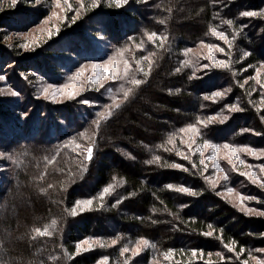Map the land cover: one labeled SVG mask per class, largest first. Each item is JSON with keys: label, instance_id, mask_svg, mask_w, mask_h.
Here are the masks:
<instances>
[{"label": "trees", "instance_id": "trees-1", "mask_svg": "<svg viewBox=\"0 0 264 264\" xmlns=\"http://www.w3.org/2000/svg\"><path fill=\"white\" fill-rule=\"evenodd\" d=\"M66 5L74 15L50 41L47 51H56L50 58L112 61L121 86L87 116L68 105L56 108L69 112L66 127L56 128L50 117L41 122L37 112L31 120L13 118L19 112L0 103V137L5 127L13 135L0 147L14 160L0 186V264H96L103 258L134 264L151 256L160 264H264V218L224 195L229 187L246 207L264 212V159L232 153L246 165L236 167L248 178L242 190L240 178L219 171L204 152L209 144L264 150V140L255 138H264V82L256 79L264 67V0ZM21 10L0 11V58L9 57L16 73L31 63L15 54L11 59L1 43L7 22L19 23ZM249 11L257 15H241ZM95 34L106 38V51L93 48ZM203 47H218V55L212 59ZM134 79L142 83L133 85ZM140 240L156 247L132 258L127 244ZM83 241L90 245L81 248Z\"/></svg>", "mask_w": 264, "mask_h": 264}, {"label": "rangeland", "instance_id": "rangeland-1", "mask_svg": "<svg viewBox=\"0 0 264 264\" xmlns=\"http://www.w3.org/2000/svg\"><path fill=\"white\" fill-rule=\"evenodd\" d=\"M66 1L53 0L51 6H49L47 0H0V11H14L18 8L23 11V14L20 15L16 13L17 18H22L19 23L7 22L8 29H6L5 41L1 43V47L5 53H9L11 59L12 54H15L22 61L31 63L30 66L27 65L31 68L27 72L16 73V70L11 68L10 60L8 61L9 57L5 60L3 56L0 58V77H3V79H0V103L11 108L8 109L9 113L12 110L19 112L17 115L11 113L14 116L13 118L23 121L31 120L37 112L42 114L41 122H48L46 117H50L56 128L66 127L64 119L70 120L67 116L68 111L74 110L77 113L79 112L78 114L82 117L87 116L100 102L112 96L115 87L117 89L121 86L119 82L114 81L115 79L111 74L112 70L117 68V63L112 61L82 63L77 61L78 59L72 54L58 53H55L57 58H50V55L56 52L47 51L51 44L50 41L58 37V33L63 30V25H67L68 21L72 20V14L74 15V10L67 7ZM27 10L30 12L29 14L24 13ZM90 38H92L93 48L106 51L105 37L95 34L94 36L90 35ZM201 50L209 53L212 59H214V54L218 55L219 52L218 47L216 49L203 47ZM44 54L49 55V57L44 56ZM120 55L121 52H119ZM21 60H19L20 63ZM34 60L39 61L42 65H35ZM256 79L259 82L261 80L264 82V67L263 70L257 72ZM12 92H15L16 95H12ZM67 105V113L63 112L62 109H56H65ZM57 110V117H55L54 112ZM3 118L0 119V124ZM35 120L37 119H33V121ZM5 131L6 137H0V145L4 147H6L5 144L11 141L10 138L13 136L6 127ZM247 136L251 138L254 135L249 133ZM255 138L259 141L264 140L259 135H256ZM204 152H208V159L214 161V165L219 171L224 169L233 176V180L240 178L239 185L242 190H247V188L243 189L245 185L241 183V180L248 178L239 177L240 173L236 171V167H245L246 165L237 162V159L233 160L231 158L232 153H236L235 156L242 153L250 160L251 158L258 161L264 159V150L251 149L250 147H218L209 144L206 145ZM0 153L4 154L3 157H0L1 186L10 178V166L14 164V160H12L13 157L7 149L0 147ZM254 159L251 161H254ZM249 176L252 179L255 178L252 173ZM224 195L239 210L252 216L264 218V214H262L264 212L260 208L250 207L249 204L246 207L241 195L233 192L229 187H227ZM144 241H147V244ZM81 245V248H86L90 243L83 241ZM127 247L130 249L133 258L134 255L142 253L143 250H154L156 246L149 240H140L127 244ZM151 257L146 263L137 261L134 264H160L156 257ZM96 264H107V260L103 258Z\"/></svg>", "mask_w": 264, "mask_h": 264}, {"label": "snow or ice", "instance_id": "snow-or-ice-1", "mask_svg": "<svg viewBox=\"0 0 264 264\" xmlns=\"http://www.w3.org/2000/svg\"><path fill=\"white\" fill-rule=\"evenodd\" d=\"M123 2L126 4V3L128 2V0H123ZM241 15H242V16H248V17H251V16H255V15H257V13H256V12H251V11H249V12H243V13H241ZM228 23H231V21H229ZM213 31H215V30H213ZM216 35H217L218 37H220V38H225L223 33L217 32ZM154 36H155V33H153L152 35L148 36V39H149V40H152ZM221 51H223V49H221ZM219 66L227 68V67H228V64H226V63H224V62H219ZM78 75H79V73H78ZM0 79H3V77H0ZM97 82H98V81H97ZM131 83H132L133 85L139 86V85L142 83V81H141V80H138V79H134V80L131 81ZM129 91H130V90H129ZM129 91H125V92H124V97H125V99H127L128 95H129ZM12 95H16V93H15V92H12ZM221 95H223V93H221V92H216V93H214V96H221ZM205 99H208V97H205ZM117 107H118V105H117ZM231 110H233V111H239V110H241V109L236 108V107H233ZM225 119H226V117H225ZM169 142H171V141H169ZM87 152H88V157H87V158H88V159H91V157H92V148H88ZM3 156H4V154H3V153H0V157H3ZM210 158H211V157H210ZM174 166H175V167H179V165H174ZM253 175H255V173H253ZM167 187L171 188L172 186H171V185H168ZM177 190L180 191V192H188V191H189V189H187V188H183V187H181V188H179V189H177ZM104 191H105V192H108L109 189H108V188H105ZM192 194L195 195V193H192ZM81 203H84V204H88V205H90V204L92 203V201L89 200V201H84V202H80V201L77 202V204H81ZM72 214H73V215L76 214V213H75V210H73ZM262 214H264V213H262ZM36 231H37L40 235H46V234H48V230H47V229H45L43 232H41L39 229H37ZM208 235H211V233H208ZM113 243H115V241H113ZM144 243L147 244V241H144ZM125 251H128V250L125 249Z\"/></svg>", "mask_w": 264, "mask_h": 264}]
</instances>
